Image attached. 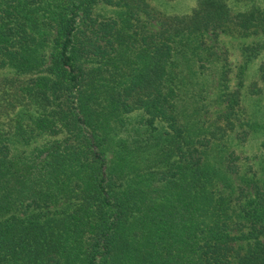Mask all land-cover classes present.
I'll list each match as a JSON object with an SVG mask.
<instances>
[{
    "label": "trees",
    "instance_id": "1",
    "mask_svg": "<svg viewBox=\"0 0 264 264\" xmlns=\"http://www.w3.org/2000/svg\"><path fill=\"white\" fill-rule=\"evenodd\" d=\"M145 2L0 0V264H264L233 95L207 123L179 104L208 37L264 35V7L197 0L151 32Z\"/></svg>",
    "mask_w": 264,
    "mask_h": 264
},
{
    "label": "rangeland",
    "instance_id": "2",
    "mask_svg": "<svg viewBox=\"0 0 264 264\" xmlns=\"http://www.w3.org/2000/svg\"><path fill=\"white\" fill-rule=\"evenodd\" d=\"M145 1L150 8V16L141 13L140 16L142 22L147 24L146 30L151 32L159 29V19L163 15L187 14L197 2V0ZM245 1L264 7V0ZM117 11L103 3L95 8V13L103 18L114 17ZM263 41L264 35L246 39L223 34L217 37L209 36L207 46L212 56L208 58L203 68L196 65V69L190 74L193 85L190 91L182 90L179 103L187 109L186 113L198 108L200 115L198 119L201 123L204 121L207 123L218 117L217 113L223 106L221 103L233 95L236 101L234 113L242 123V128L251 132L246 140L230 137L226 143L228 151H234L238 157L237 164L241 174L249 176L255 174L257 177L264 172V79L260 78V67L264 65V51L255 56L250 54L252 45ZM262 74L264 75V71ZM192 93V97L187 98ZM220 93L223 95L222 99H219ZM184 95L187 97L184 98ZM250 123L254 124L253 129L247 126ZM62 138L63 135H42L30 146H20L17 152L29 151L34 146Z\"/></svg>",
    "mask_w": 264,
    "mask_h": 264
}]
</instances>
